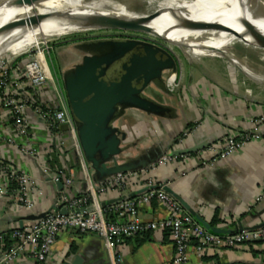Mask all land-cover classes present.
<instances>
[{"label": "crops", "instance_id": "obj_1", "mask_svg": "<svg viewBox=\"0 0 264 264\" xmlns=\"http://www.w3.org/2000/svg\"><path fill=\"white\" fill-rule=\"evenodd\" d=\"M202 71L210 73L209 78L202 76ZM175 76L162 86L160 80H153L143 91L145 98L165 109L162 114L118 106L110 127L124 132L132 122V133L145 138L137 144L121 141L119 164L161 151H174L172 162L142 175L152 178L157 185H166L196 222L219 235L264 226V119L260 120L264 116V102L253 98L245 81L225 67H205V70L187 67ZM25 116L29 125L26 138L16 134L12 123L0 126V160L32 178L36 211H46L60 197L56 183L62 180H54L58 169H65L71 177V194H86L89 185L97 189L95 170L86 160L79 141L77 148L66 134L63 147L58 150L48 140L46 127L36 113L28 110ZM149 125L153 133L140 136ZM255 132L258 138L249 139L228 158L200 163L199 151L204 148H197L208 143L222 144L228 136ZM65 133L63 128L60 134ZM29 145L36 148L34 158L22 151ZM135 181L120 192L110 188L97 193L99 205L109 210V201L138 196L142 188ZM8 183V176L0 174V186L7 187ZM259 196L262 198L258 199ZM109 212L115 220L126 218L118 212ZM28 213L9 196L0 198V232L12 229L20 220L24 223ZM167 215V207L157 200L138 208V217L143 221H156ZM112 255L121 259V264H171L174 245L168 231H150L124 240ZM189 256L192 264H264V238L238 247L214 244L202 256L190 248ZM14 264L35 263L23 256ZM47 264H112V258L96 234L63 229L56 237Z\"/></svg>", "mask_w": 264, "mask_h": 264}, {"label": "built area", "instance_id": "obj_2", "mask_svg": "<svg viewBox=\"0 0 264 264\" xmlns=\"http://www.w3.org/2000/svg\"><path fill=\"white\" fill-rule=\"evenodd\" d=\"M28 72L31 75V83L28 84V87H31L29 88L30 95L28 97L39 99V102L33 105V110L31 108L28 110L36 113L37 118L43 122L49 134L48 140L56 149H62L66 134L74 141V146L78 148L76 127L69 108L64 104L60 108L55 107V101L52 96L48 97L50 90L55 88L48 68L42 67L41 64V67H28ZM9 86L8 82L2 84V94L4 93L8 104L11 106L14 98L18 97L17 92L7 89ZM29 89L27 90L29 91ZM45 89L49 91H43ZM28 97H24L25 104H30ZM42 105H45L47 110H44ZM11 110L13 114L14 112L23 113L21 115L22 118L17 114L15 121L17 123L22 121L25 127L21 130H15L20 137L26 138L29 133V125L25 113L28 110L16 108L17 111H15V107ZM262 119H264V116L260 120ZM63 128L66 133L62 135L60 132ZM125 131L129 139H132V128L125 129ZM142 132L140 136L148 133L152 134L153 127H150V125L146 126ZM258 137L257 132L238 137L228 136L222 144H210L200 150L198 159L203 165L226 159L239 149H242L249 139ZM23 148L22 151L27 157L34 158L36 156L35 147L29 145ZM174 158L173 154L166 152L149 169L110 176L102 181L97 186V189L89 185L88 193L82 195H73L69 192L72 179L65 169H58L54 180H62L63 188L56 204L63 205L68 212L63 214L60 212L61 208L56 207L41 219L25 220L22 227L18 224L12 229L0 232V243L8 231H11V238L14 240L8 248H4L3 243H1L0 264H14L23 256L30 257L35 264H47L56 237L63 229H75L81 233H93L99 236L111 254L112 264H121V259L114 258L112 255V251L118 244L126 239L150 231H168L170 233L174 245V255L171 264H192L189 256L190 248L194 249L197 256H202L207 251V248L214 244L221 243L226 247H238L247 242L264 238V226L254 229H242L226 235H219L206 230L185 211L182 204L175 197L164 190L163 185H157L152 178L142 175H147V171H155L158 167L166 166ZM3 174L8 176V178H15L19 185L18 189L9 195V199L18 203L20 208L29 211L28 214L38 213L36 211L37 204L32 196V178L27 173L9 166L4 167L1 175ZM134 180L141 185L142 189L140 191L145 190L139 192L136 197L120 199L116 203L111 204L109 211L118 212L125 215L126 218L110 221L106 216V210L99 205L96 194L104 193L110 188L120 192L131 185ZM1 186L5 187L4 185ZM3 197V192L0 191V198ZM261 198L262 196L258 197V199ZM154 200L162 202L167 207L168 215L156 221L139 219V206L149 205ZM89 201L92 202V205L89 204Z\"/></svg>", "mask_w": 264, "mask_h": 264}, {"label": "rangeland", "instance_id": "obj_3", "mask_svg": "<svg viewBox=\"0 0 264 264\" xmlns=\"http://www.w3.org/2000/svg\"><path fill=\"white\" fill-rule=\"evenodd\" d=\"M5 1L7 2L9 0H0V6L6 3ZM70 1H81L80 6L84 7V11L86 10L85 12L119 9L128 13L131 12L136 15L145 16L148 20L155 19L160 15L156 12L158 11V8H156L157 4L155 2L153 3L152 0ZM130 41H140L151 44L170 54L171 61L169 64L162 66L169 67V70H166L161 75L162 78L159 79L161 86L165 85L173 73L177 75L183 68L195 67L205 70V67H225V69H229V71H235L238 75V79L241 80L242 78V80L245 81L248 88L251 90L253 98L264 102V40L262 39L254 37L250 41L251 43L245 44L240 41V38H237L229 43L228 48L233 56H238L237 58H240L245 64L249 63L247 67L258 77L255 78L247 74L242 75L239 72L242 69L234 66L231 61L223 55L210 56L206 53L194 50L195 47H190L182 43L168 42L149 32L122 28H96L47 37L39 40L36 45L26 46L19 51H8L0 54L1 85L8 82L10 86L7 87V89L18 93V98H14L11 106L8 104L4 93L3 95L0 93V126L12 123L14 130L23 129L25 125L22 124V121H20V123L15 121L17 114L21 117L23 113L14 112L13 114L11 109L15 107V111H17L16 108L28 110L32 106L31 109L33 110V105H36L35 99L32 96V98L28 97L30 91L27 89L31 88L28 87V84L31 83V75L28 72V67H41V59H43L55 86L54 89L50 90L49 95L47 94L48 97L52 96L55 101V107L60 108L61 105L64 104L69 108L66 85L75 79L76 69L85 64L90 58L114 54L122 43ZM36 64L37 66H35ZM200 74L208 77L210 73L208 74L202 71ZM253 79H255V81ZM46 90L48 89L43 91L46 92ZM20 92L24 94L20 95ZM24 97L30 99L31 106L28 103H24ZM4 119L8 121L5 122ZM5 125L3 127H5ZM127 126V129H130L131 126L134 127L132 122ZM131 135L133 137L132 140L138 136L133 133ZM144 139L145 138L142 137L140 140ZM6 166L11 167L8 163Z\"/></svg>", "mask_w": 264, "mask_h": 264}, {"label": "bare ground", "instance_id": "obj_4", "mask_svg": "<svg viewBox=\"0 0 264 264\" xmlns=\"http://www.w3.org/2000/svg\"><path fill=\"white\" fill-rule=\"evenodd\" d=\"M26 1L9 0L0 6V54L36 45L47 37L73 31L115 28L125 21H135L174 43L195 47L194 50L210 56H226L243 73L258 78L247 67L249 63L245 64L238 56H233L228 48L229 43L237 38L245 44L251 43L254 37L245 30H254L264 36V0H152L157 4L156 12L160 15L151 20L119 9L85 12L80 6L81 1ZM97 13L105 15L84 17ZM215 23L235 32L214 27ZM41 63L45 68L43 59Z\"/></svg>", "mask_w": 264, "mask_h": 264}, {"label": "water", "instance_id": "obj_5", "mask_svg": "<svg viewBox=\"0 0 264 264\" xmlns=\"http://www.w3.org/2000/svg\"><path fill=\"white\" fill-rule=\"evenodd\" d=\"M33 1L27 0L26 2ZM103 15L105 14L97 13L84 15V17ZM189 26L196 25L190 24ZM213 26L234 31L220 23H215ZM115 28L149 32L172 42L135 21H125ZM244 32L264 40V36L257 31L245 30ZM170 61V54L159 47L140 41L125 42L110 56L88 59L85 64L76 69L75 79L66 85L69 110L76 127L77 138L86 160L91 162V166L95 170L97 186L106 178L118 173L149 169L166 152L175 154L174 151L166 150L120 165L118 155L122 151L121 141L137 144L143 140H140L142 137L129 139L125 130L116 132L110 127L113 116L120 105L151 115L164 112L163 107L145 98L143 91L151 81L159 80L164 70H169V67L162 66L169 64ZM174 74L170 79H174ZM206 146L199 147L197 150ZM56 184L58 190H62L63 183L58 181ZM163 188L171 194L166 185H163ZM57 199L51 208L43 212L30 213L24 220L41 219L56 207L61 208L60 212L66 214L67 208L57 205ZM120 199L123 198L109 201L108 204L116 203ZM19 225L23 226V220H20Z\"/></svg>", "mask_w": 264, "mask_h": 264}, {"label": "trees", "instance_id": "obj_6", "mask_svg": "<svg viewBox=\"0 0 264 264\" xmlns=\"http://www.w3.org/2000/svg\"><path fill=\"white\" fill-rule=\"evenodd\" d=\"M2 92H3V87H2L1 81H0V93L2 94ZM35 100H36L37 103L39 102L38 98H36ZM42 107H43L44 110H47L45 105H42ZM4 166H6L5 162L0 160V174L2 173V171L4 169ZM18 187H19V185H18L17 180L15 178H9L8 186L7 187L0 186V191L3 192L4 196H9V195L13 194L18 189ZM106 216H107V218L110 221H114L115 220L114 219V215L113 214L111 215V212H109V210H106ZM13 241L14 240L11 238V231H8L4 235V239H3V241L1 243H3V247L4 248H8L13 243Z\"/></svg>", "mask_w": 264, "mask_h": 264}]
</instances>
